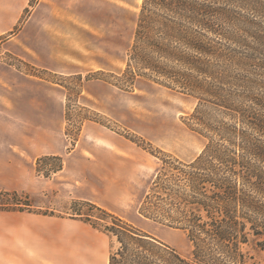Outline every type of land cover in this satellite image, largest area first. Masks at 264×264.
Segmentation results:
<instances>
[{
  "label": "trees",
  "instance_id": "1",
  "mask_svg": "<svg viewBox=\"0 0 264 264\" xmlns=\"http://www.w3.org/2000/svg\"><path fill=\"white\" fill-rule=\"evenodd\" d=\"M224 2L264 16L261 0L143 2L126 90L146 80L196 99L187 126L207 144L188 162L150 151L162 166L139 210L185 232L193 246L188 255L103 207L74 201L72 217L120 244L109 264H264L251 251L264 252V26L249 19V30L228 29L234 19ZM51 162L45 177L63 168L61 157H44L38 172ZM1 197V211L33 212L28 194L0 191Z\"/></svg>",
  "mask_w": 264,
  "mask_h": 264
},
{
  "label": "crops",
  "instance_id": "2",
  "mask_svg": "<svg viewBox=\"0 0 264 264\" xmlns=\"http://www.w3.org/2000/svg\"><path fill=\"white\" fill-rule=\"evenodd\" d=\"M21 15L20 0H0V191L54 194V200L92 202L128 222L143 218L139 210L153 185L150 157H156L91 126L83 127L71 148L67 88L4 62L18 63L23 55L49 74L68 75L62 47L68 44V24L63 16L56 26L30 19L9 35ZM44 157H61L63 168L45 177L37 170ZM51 210L54 214L0 210V264L110 263L108 234Z\"/></svg>",
  "mask_w": 264,
  "mask_h": 264
},
{
  "label": "rangeland",
  "instance_id": "3",
  "mask_svg": "<svg viewBox=\"0 0 264 264\" xmlns=\"http://www.w3.org/2000/svg\"><path fill=\"white\" fill-rule=\"evenodd\" d=\"M143 2L20 0L22 15L18 26L9 35L17 34L30 19L39 23L52 22L56 26L63 16L68 24V44L62 47L67 51L69 74H49L40 67L30 65L22 58L23 55L18 63L4 62L14 63L23 71L67 88L66 135L72 143L71 148L80 139L83 127L91 126L95 132L124 137L141 145L149 154L151 151L160 158L172 155L188 162L200 155L207 144L206 138L187 126L197 100L146 80H139L131 91L126 90L129 83L124 73ZM222 5L232 12L234 19L228 29L249 30L246 24L249 19L264 26L263 15L240 7L237 3L224 2ZM34 13L36 16L32 18ZM211 114L217 116L216 113ZM158 157H150L149 176L153 182L162 166ZM55 164L42 165L40 170L44 174ZM54 196H30L31 207L27 208L42 214L54 213L51 209L63 216L74 214L77 205L73 200H54ZM0 199L5 202L4 198ZM156 200L153 197L152 202ZM130 223L183 254L188 255L193 249L186 233L181 230L163 227L144 218ZM107 224L112 225V221L109 220ZM119 247L117 239L112 238L110 253ZM251 251L256 260L264 261L263 251L255 248Z\"/></svg>",
  "mask_w": 264,
  "mask_h": 264
}]
</instances>
